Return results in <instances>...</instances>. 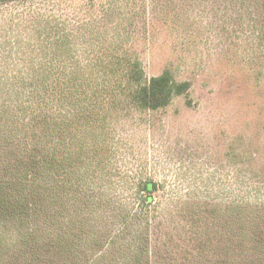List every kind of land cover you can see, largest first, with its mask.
<instances>
[{
	"label": "trees",
	"instance_id": "obj_1",
	"mask_svg": "<svg viewBox=\"0 0 264 264\" xmlns=\"http://www.w3.org/2000/svg\"><path fill=\"white\" fill-rule=\"evenodd\" d=\"M36 1L0 0V264H208L203 206L115 168L108 134L120 104L158 110L189 83L114 46L79 51ZM228 209L231 240L264 259V207Z\"/></svg>",
	"mask_w": 264,
	"mask_h": 264
},
{
	"label": "rangeland",
	"instance_id": "obj_2",
	"mask_svg": "<svg viewBox=\"0 0 264 264\" xmlns=\"http://www.w3.org/2000/svg\"><path fill=\"white\" fill-rule=\"evenodd\" d=\"M33 4L67 17L79 51L114 46L133 52L148 78L168 69L189 83L186 95L158 110L120 104L108 132L113 166L203 206V249L214 253L200 262L264 264L260 252L231 240L239 230L228 209L232 200L264 207V0Z\"/></svg>",
	"mask_w": 264,
	"mask_h": 264
}]
</instances>
